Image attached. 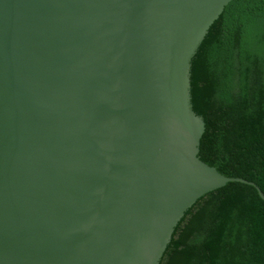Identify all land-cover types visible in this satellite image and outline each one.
Listing matches in <instances>:
<instances>
[{
	"label": "water",
	"instance_id": "95a60500",
	"mask_svg": "<svg viewBox=\"0 0 264 264\" xmlns=\"http://www.w3.org/2000/svg\"><path fill=\"white\" fill-rule=\"evenodd\" d=\"M232 0H0V264H160L228 183L190 61Z\"/></svg>",
	"mask_w": 264,
	"mask_h": 264
},
{
	"label": "trees",
	"instance_id": "16d2710c",
	"mask_svg": "<svg viewBox=\"0 0 264 264\" xmlns=\"http://www.w3.org/2000/svg\"><path fill=\"white\" fill-rule=\"evenodd\" d=\"M198 157L264 196V0H232L190 61ZM160 264H264V199L228 183L186 212Z\"/></svg>",
	"mask_w": 264,
	"mask_h": 264
}]
</instances>
